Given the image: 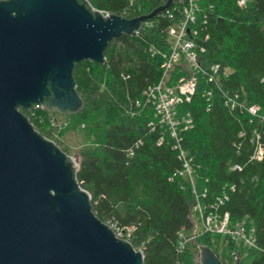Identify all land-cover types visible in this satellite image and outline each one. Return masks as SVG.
Returning <instances> with one entry per match:
<instances>
[{"label":"trees","instance_id":"1","mask_svg":"<svg viewBox=\"0 0 264 264\" xmlns=\"http://www.w3.org/2000/svg\"><path fill=\"white\" fill-rule=\"evenodd\" d=\"M89 1L105 12L134 18L167 0ZM197 3V38L207 62L220 63L230 74L218 82L199 76L190 102L181 105L194 121L180 131V143L194 158L196 192L191 179L179 173L184 161L175 137L154 118L145 94L163 72V57L150 49H170L167 29L187 0L158 12L139 32L114 37L104 63H76L73 75L84 108L70 116L96 143L81 151L76 179L92 195L101 221L133 228L129 240L143 250L142 264H201L195 243L211 247L223 264H231L238 251L241 264H264V155L254 157L258 141L264 148V0H248L245 6L238 0ZM229 98L237 105L227 103ZM251 105L259 106L257 114L249 112ZM20 111L37 132L50 137L45 109L33 110L35 115ZM197 201L206 213L228 212L234 223L248 217L256 247L200 233L191 242L194 248H181L180 233L189 234L196 226Z\"/></svg>","mask_w":264,"mask_h":264},{"label":"water","instance_id":"2","mask_svg":"<svg viewBox=\"0 0 264 264\" xmlns=\"http://www.w3.org/2000/svg\"><path fill=\"white\" fill-rule=\"evenodd\" d=\"M177 1L126 18L89 0H0V264L143 263L144 252L94 213L76 179L79 163L20 109L79 113L76 63H104L114 37L136 33ZM195 245L201 264H223Z\"/></svg>","mask_w":264,"mask_h":264},{"label":"built area","instance_id":"3","mask_svg":"<svg viewBox=\"0 0 264 264\" xmlns=\"http://www.w3.org/2000/svg\"><path fill=\"white\" fill-rule=\"evenodd\" d=\"M187 1L188 4L184 5L180 11V15L167 29L170 49L163 51L157 46H152L150 49L153 56L161 55L163 57V63L161 64L163 72L159 81L149 86L145 94L153 108L154 118L161 126L167 127L173 137H175V146L179 148L180 157L184 161V167L179 173L191 179L194 191L196 192V184L193 179L195 170L192 165L194 158L182 148L180 143V131L191 128L194 121L191 112L182 111L181 105L185 102H190L197 90L199 76H204L211 82H218L222 78H227L230 70L226 67L222 68L220 63L207 62L208 60L204 55L206 49L197 38V24L199 22L197 12L199 5L197 0ZM247 2L248 0H238L240 6H245ZM103 12L109 14L108 12ZM144 24L148 25L146 22ZM177 70L183 74L177 78H173ZM208 94L211 95V92ZM226 102H230L233 107L237 105V101L233 98H229ZM248 110L251 114L255 115L259 111V106L251 105L248 107ZM47 138L57 143L52 136ZM263 155L264 148L258 141L254 157L262 159ZM233 168L240 169L241 167L235 165ZM194 212L197 216L196 226L189 234L185 232L180 233L181 248L186 247L189 241L194 242L196 236L200 233L221 234L228 238V240L242 245L246 249L256 247L255 228L248 217L234 223L231 221L228 212L219 213L217 211H210L206 213L199 201L194 206ZM107 224L112 227L118 237L126 240L130 239L132 227L120 228L111 222ZM237 253H234V261L231 264H234Z\"/></svg>","mask_w":264,"mask_h":264},{"label":"rangeland","instance_id":"4","mask_svg":"<svg viewBox=\"0 0 264 264\" xmlns=\"http://www.w3.org/2000/svg\"><path fill=\"white\" fill-rule=\"evenodd\" d=\"M181 74L183 73H175L173 78H177ZM30 113L35 115L34 111ZM47 114L50 120L46 122V126H50V136H52L54 140L61 145V148H64L65 151L79 163L81 151L96 145L93 135L83 124L77 123V120L71 118L70 115L57 111H47ZM188 244L194 248L191 241H189ZM196 250V258L200 261V252L198 249Z\"/></svg>","mask_w":264,"mask_h":264}]
</instances>
